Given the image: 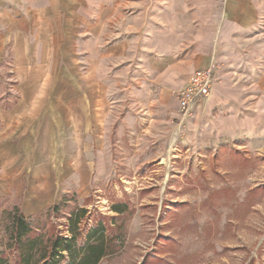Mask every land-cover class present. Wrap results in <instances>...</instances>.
<instances>
[{
	"label": "crops",
	"instance_id": "0c3cea01",
	"mask_svg": "<svg viewBox=\"0 0 264 264\" xmlns=\"http://www.w3.org/2000/svg\"><path fill=\"white\" fill-rule=\"evenodd\" d=\"M25 2L30 28L15 29L25 46L18 60L21 95L0 114V196L18 189L16 171L27 165L32 139L38 155L25 176L26 191L36 199L31 214L64 195L60 181H66L67 164L73 174L79 169L83 133L98 124L117 63L138 68L137 81L153 88L159 115L176 122L195 147L255 142L264 134V0ZM35 24L41 25L37 47L27 38ZM210 67L216 78L211 95L183 117L176 94L194 72ZM52 68L56 76H46L43 70ZM50 131L63 141L52 159L41 152ZM67 134L74 142L68 158Z\"/></svg>",
	"mask_w": 264,
	"mask_h": 264
},
{
	"label": "rangeland",
	"instance_id": "374dc122",
	"mask_svg": "<svg viewBox=\"0 0 264 264\" xmlns=\"http://www.w3.org/2000/svg\"><path fill=\"white\" fill-rule=\"evenodd\" d=\"M29 8L25 0H0V114L20 99L18 60L25 46L15 29L30 28ZM33 26L27 38L37 47L41 25ZM43 72L56 76L57 69ZM140 74L128 62L114 65L98 124L83 133L79 169L73 174V165H66L64 195L35 214L25 176L38 149L27 140L26 172L24 166L16 171L19 187L0 196V251L7 214L18 208L35 226L65 235L75 213L79 245L91 229H100V238L104 227L108 255L99 264H264V134L255 142L195 147L176 122L159 115L153 88L137 81ZM61 136L43 134V157L61 153ZM71 138L67 134V158L74 153Z\"/></svg>",
	"mask_w": 264,
	"mask_h": 264
},
{
	"label": "trees",
	"instance_id": "16d2710c",
	"mask_svg": "<svg viewBox=\"0 0 264 264\" xmlns=\"http://www.w3.org/2000/svg\"><path fill=\"white\" fill-rule=\"evenodd\" d=\"M7 60L5 58L4 63ZM58 209L59 206L52 208L55 211ZM7 215V239L4 250L0 251V264H99L108 255L104 227L100 238L96 235L100 229L94 228L88 233L87 242L78 244L81 218L75 213L68 219V235L48 233L45 226H35L32 219L20 214L18 208Z\"/></svg>",
	"mask_w": 264,
	"mask_h": 264
},
{
	"label": "built area",
	"instance_id": "2783aa9c",
	"mask_svg": "<svg viewBox=\"0 0 264 264\" xmlns=\"http://www.w3.org/2000/svg\"><path fill=\"white\" fill-rule=\"evenodd\" d=\"M215 82V67L193 73L187 84L176 94L183 117L190 113L194 105L211 95Z\"/></svg>",
	"mask_w": 264,
	"mask_h": 264
}]
</instances>
